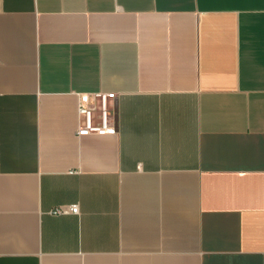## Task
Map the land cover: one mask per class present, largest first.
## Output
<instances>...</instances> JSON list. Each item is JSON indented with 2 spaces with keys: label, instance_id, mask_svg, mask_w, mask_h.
I'll return each mask as SVG.
<instances>
[{
  "label": "crops",
  "instance_id": "0c3cea01",
  "mask_svg": "<svg viewBox=\"0 0 264 264\" xmlns=\"http://www.w3.org/2000/svg\"><path fill=\"white\" fill-rule=\"evenodd\" d=\"M0 264H264V0H0Z\"/></svg>",
  "mask_w": 264,
  "mask_h": 264
},
{
  "label": "built area",
  "instance_id": "2783aa9c",
  "mask_svg": "<svg viewBox=\"0 0 264 264\" xmlns=\"http://www.w3.org/2000/svg\"><path fill=\"white\" fill-rule=\"evenodd\" d=\"M113 98H115L114 94L106 93L83 94L80 96L78 136L116 134L117 126L111 115V100ZM79 212L77 205L59 206L51 210L52 215L79 214Z\"/></svg>",
  "mask_w": 264,
  "mask_h": 264
}]
</instances>
